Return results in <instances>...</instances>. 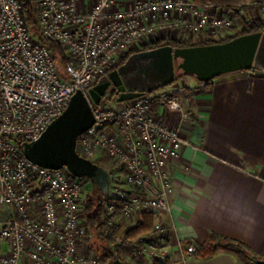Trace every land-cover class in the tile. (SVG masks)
<instances>
[{
  "label": "built area",
  "instance_id": "2783aa9c",
  "mask_svg": "<svg viewBox=\"0 0 264 264\" xmlns=\"http://www.w3.org/2000/svg\"><path fill=\"white\" fill-rule=\"evenodd\" d=\"M25 3L0 0V264H102L89 249L93 237L108 241L121 264L165 263L172 245L162 216L171 209L170 169L189 118L182 83L91 106L94 123L75 150L109 173L96 232L83 208L91 180L27 160L21 142L36 140L71 94L85 93L115 69L122 51L160 39L219 41L231 35L236 10L195 0H29L37 13L33 33ZM257 7L264 11V2ZM49 42L65 51L61 67ZM145 212L154 218L151 232L120 235L122 223ZM177 247L182 251L183 243ZM122 248L127 255L118 257Z\"/></svg>",
  "mask_w": 264,
  "mask_h": 264
},
{
  "label": "crops",
  "instance_id": "0c3cea01",
  "mask_svg": "<svg viewBox=\"0 0 264 264\" xmlns=\"http://www.w3.org/2000/svg\"><path fill=\"white\" fill-rule=\"evenodd\" d=\"M239 2L257 9L264 0ZM255 12L264 18L259 8ZM182 80V90L192 100L183 102L189 118L181 131L180 156L170 169L171 209L162 219L172 246L162 264H239L227 252L200 259L177 247V242L201 245L210 233L241 242L251 254L264 257V72H229L209 85L188 76ZM175 85L157 92H169Z\"/></svg>",
  "mask_w": 264,
  "mask_h": 264
},
{
  "label": "water",
  "instance_id": "95a60500",
  "mask_svg": "<svg viewBox=\"0 0 264 264\" xmlns=\"http://www.w3.org/2000/svg\"><path fill=\"white\" fill-rule=\"evenodd\" d=\"M249 69L264 72V31L220 43L173 48L164 44L135 51L85 93L76 90L71 94L62 113L36 140L21 142L20 148L27 160L51 170L66 167L74 176L90 179L102 195H107L108 171L81 157L75 146L77 137L94 123L91 106L99 103L108 86L112 84L118 100L124 101L169 86L177 73L206 82L218 75ZM257 264H264V260Z\"/></svg>",
  "mask_w": 264,
  "mask_h": 264
},
{
  "label": "trees",
  "instance_id": "16d2710c",
  "mask_svg": "<svg viewBox=\"0 0 264 264\" xmlns=\"http://www.w3.org/2000/svg\"><path fill=\"white\" fill-rule=\"evenodd\" d=\"M195 2H197L202 6L212 5L217 8L225 9L228 11L229 10L234 11V6H236L239 3V0H195ZM33 7H34L33 3H25L23 9H25L26 22H28V25L30 26L31 30L34 33L37 32V21H36L37 13ZM234 14L236 15L237 13L234 12ZM242 25H243L242 29L238 34L233 35L231 37H225L224 39H221L219 41H209V40L195 41L193 39H189V41H187L186 39L185 40L183 39L182 41H176L170 39H160V41L156 40L149 43L147 42V44H144L142 48L139 50H145V49L148 50L149 48H154L164 44L171 45L173 48V47H187V46H194L201 44L226 42L235 36H239L243 34L248 35V33L264 31V18L256 17L249 21H246ZM48 46L52 50L54 54V58L57 59L58 65L59 66L62 65L67 59L63 47L55 42H49ZM133 52L134 51L131 50L122 51L119 54V61L117 66H119L123 61H125V59L129 56V54ZM185 76H189V75L177 73L174 82ZM196 81L198 82V84H202V85H209L212 82V80L203 82L197 79ZM187 98L191 100V95L188 93H187ZM102 167L105 168V166L103 165ZM85 195L86 196L84 199L83 208H84L86 220L92 232H96L103 225L102 219H104V215L106 214V209L104 206L108 197L107 195H102V192L93 183L90 192ZM152 217L153 216L150 213H146V212L142 213V217H140L141 220L136 221L132 226H130V228L128 227L126 230H124L123 235L127 239H132L138 235L151 232L154 223V218ZM92 241L90 245H88L89 249L98 252L102 264H121V262L116 261L117 257H115L113 251L108 247V245H106L108 241H105L104 239H101L99 237L94 238ZM183 246L185 250L188 251L191 255L194 254L200 259L211 257L215 255L216 252L223 251L232 254L239 262V264H257V261L264 260V257H258L251 254L250 251H248V248L241 242L232 239L230 240V238L219 235L217 233H210L206 241L201 245L183 244Z\"/></svg>",
  "mask_w": 264,
  "mask_h": 264
},
{
  "label": "rangeland",
  "instance_id": "374dc122",
  "mask_svg": "<svg viewBox=\"0 0 264 264\" xmlns=\"http://www.w3.org/2000/svg\"><path fill=\"white\" fill-rule=\"evenodd\" d=\"M262 3V2H261ZM260 4V3H259ZM242 6V7H241ZM251 7V8H250ZM253 6H244L243 7V5H240V2L237 4V6H234V9L236 10L235 11V13H237L234 17H235V23H234V26L232 27V28H230V29H228L227 31H228V33H231V35H229V36H227V37H230V36H232V35H236V34H238L239 32H240V30L242 29V24H244L246 21H249V20H251V19H253V18H256V17H259V16H256V12L255 11H257L258 10V8L256 9V8H252ZM242 9V10H241ZM240 11V12H239ZM253 12H255V13H253ZM260 12H264V11H260ZM262 18V17H261ZM187 41H189V38H187L186 39ZM193 40H195L196 41V39H193ZM197 41H203V39L201 40H197ZM62 65H60V67H61ZM188 77H190V76H188ZM195 81H196V79L195 78H193ZM183 81V82H182ZM181 81V79H178L176 82H174V83H184L185 84V81L184 80H182ZM110 86H112L113 88H114V90H116L115 89V87L111 84ZM184 87V86H183ZM183 87H182V89H183ZM162 88H164V87H162ZM181 89V91H183ZM106 90H108L107 92H106ZM105 90V92L103 93V96L101 97V99H103V100H106V101H116V100H118V94L117 93H113V91H112V93H111V89L110 88H108L107 87V89ZM173 90V89H172ZM172 90H170V91H172ZM110 92V93H109ZM116 92V91H115ZM182 96H184V102L186 101V100H189L188 98H187V94H186V91H183L182 92ZM192 100V99H191ZM127 101V100H126ZM122 102H124V101H122ZM125 103V102H124ZM107 168H108V166H107ZM134 223L133 222H129V221H125L124 223H122L121 224V226H120V229L118 230L119 231V233H120V235H122L123 234V231L124 230H126L128 227L130 228V226H132ZM94 238H96V237H93L92 238V240L94 239ZM93 242V241H92ZM119 254L120 255H118V257H122V256H126L127 255V249L126 248H122V249H120V251H119Z\"/></svg>",
  "mask_w": 264,
  "mask_h": 264
},
{
  "label": "flooded vegetation",
  "instance_id": "af4514ba",
  "mask_svg": "<svg viewBox=\"0 0 264 264\" xmlns=\"http://www.w3.org/2000/svg\"><path fill=\"white\" fill-rule=\"evenodd\" d=\"M108 88H110L111 89V93H112V91H113V93H115V91L116 90H114V88L112 87V86H108ZM108 90H106V92H107ZM110 93V92H109Z\"/></svg>",
  "mask_w": 264,
  "mask_h": 264
}]
</instances>
